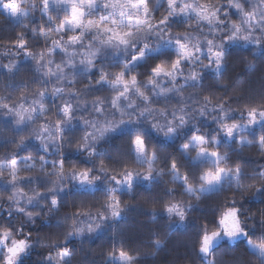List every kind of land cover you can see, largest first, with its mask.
I'll use <instances>...</instances> for the list:
<instances>
[{
    "label": "clouds",
    "instance_id": "obj_1",
    "mask_svg": "<svg viewBox=\"0 0 264 264\" xmlns=\"http://www.w3.org/2000/svg\"><path fill=\"white\" fill-rule=\"evenodd\" d=\"M0 264H264V0H0Z\"/></svg>",
    "mask_w": 264,
    "mask_h": 264
}]
</instances>
